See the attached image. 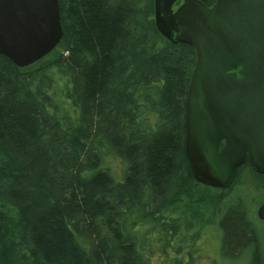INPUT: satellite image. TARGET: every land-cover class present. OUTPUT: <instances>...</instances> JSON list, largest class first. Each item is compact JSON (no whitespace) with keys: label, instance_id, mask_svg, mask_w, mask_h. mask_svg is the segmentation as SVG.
<instances>
[{"label":"trees","instance_id":"16d2710c","mask_svg":"<svg viewBox=\"0 0 264 264\" xmlns=\"http://www.w3.org/2000/svg\"><path fill=\"white\" fill-rule=\"evenodd\" d=\"M153 1L58 0L55 49L0 54V264H154L216 203L184 154L194 50L157 32ZM246 171L264 188L245 163L229 189ZM242 211L221 221L231 253L256 241Z\"/></svg>","mask_w":264,"mask_h":264},{"label":"water","instance_id":"95a60500","mask_svg":"<svg viewBox=\"0 0 264 264\" xmlns=\"http://www.w3.org/2000/svg\"><path fill=\"white\" fill-rule=\"evenodd\" d=\"M153 20L164 39L195 52L184 118L193 180L227 189L246 161L264 175V0H154ZM62 37L58 0H0V54L17 67ZM257 216L264 222V202Z\"/></svg>","mask_w":264,"mask_h":264},{"label":"rangeland","instance_id":"374dc122","mask_svg":"<svg viewBox=\"0 0 264 264\" xmlns=\"http://www.w3.org/2000/svg\"><path fill=\"white\" fill-rule=\"evenodd\" d=\"M68 7V6H67ZM241 182L243 186L241 188H233L232 190H219L210 188L204 185H199V190L202 193L208 194V198L213 199V196L217 201L222 197V201L219 205V214L217 217H213L210 220L212 223L205 227L200 234L198 241H196V248H192L196 255L194 262L198 264H262L263 257V233L262 222L257 218L256 211L261 202L264 201V188H258L254 185L249 187V176L246 171L242 177ZM216 205V206H215ZM239 208L243 210L245 220L250 225L255 235V242H248L242 246L237 252L231 253L227 250L226 243H224L225 234L221 227V221L224 218V214L232 208ZM217 204L215 203L212 208L216 212ZM202 218V213L199 212V218ZM204 218V217H203ZM187 239H182L181 242L186 243ZM191 246V245H190ZM154 254L152 257L154 264H162V259ZM153 264V263H152Z\"/></svg>","mask_w":264,"mask_h":264},{"label":"bare ground","instance_id":"6f19581e","mask_svg":"<svg viewBox=\"0 0 264 264\" xmlns=\"http://www.w3.org/2000/svg\"><path fill=\"white\" fill-rule=\"evenodd\" d=\"M191 171V170H190ZM195 182V181H194ZM195 190H199V183L195 182ZM200 191V190H199ZM223 196H221L218 200L219 201H215L217 205H220ZM213 198L215 199V197L213 196ZM216 200V199H215ZM200 206L202 207L199 211L202 213V218H199V215H197L198 217H196L195 219H193L190 223V225H188L186 227V232L183 234L179 235V229L176 228V230H173V234H172V238L176 237V235H178V240L179 242L173 247V249L171 250H167V251H172V252H167L165 254H163L164 250H160V252H154L155 254H157V256H161L162 259V264H198L197 260L196 262H194V259L196 257V255H194L195 253L193 252L192 248H196L195 245L196 241H198L200 234H202L203 230L205 229L206 226L210 225L212 223V221L210 220L213 217H217L218 213L213 211V208L211 206L210 209L208 208L207 210H205L204 205L202 206L200 204ZM240 210V208H239ZM216 211V210H215ZM204 217V218H203ZM174 231H176L174 233ZM198 235V236H197ZM186 243L181 242L182 239H187ZM191 245V246H190ZM192 247V248H191ZM163 254V256H162ZM151 261V259H150ZM152 264V263H151Z\"/></svg>","mask_w":264,"mask_h":264},{"label":"flooded vegetation","instance_id":"af4514ba","mask_svg":"<svg viewBox=\"0 0 264 264\" xmlns=\"http://www.w3.org/2000/svg\"><path fill=\"white\" fill-rule=\"evenodd\" d=\"M263 253H264V241H263ZM262 264H263V257H262Z\"/></svg>","mask_w":264,"mask_h":264}]
</instances>
